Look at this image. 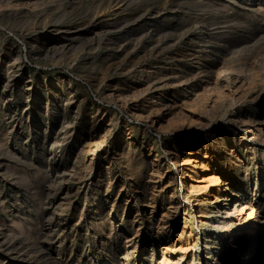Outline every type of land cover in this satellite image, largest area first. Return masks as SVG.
<instances>
[{"label":"rangeland","instance_id":"rangeland-1","mask_svg":"<svg viewBox=\"0 0 264 264\" xmlns=\"http://www.w3.org/2000/svg\"><path fill=\"white\" fill-rule=\"evenodd\" d=\"M46 1L0 8V264H264V0Z\"/></svg>","mask_w":264,"mask_h":264},{"label":"bare ground","instance_id":"bare-ground-1","mask_svg":"<svg viewBox=\"0 0 264 264\" xmlns=\"http://www.w3.org/2000/svg\"><path fill=\"white\" fill-rule=\"evenodd\" d=\"M53 1V0H52ZM46 0H27V1H22V0H0V8L1 7H13L14 9H19V8H26V6H27V4H30V5H32V6H36V5H42V4H46ZM59 2H62V1H59ZM40 7V6H39ZM27 10V9H26ZM58 31V30H57ZM54 33V32H53ZM98 33V32H97ZM107 36V35H106ZM97 37V36H96ZM108 39H109V41H110V43L109 44H114L115 45V48H116V44H115V42H114V40L112 39V38H109L108 37ZM92 40V39H91ZM123 40V39H122ZM122 40H121V42H122ZM120 41V40H119ZM127 41V40H126ZM138 42H140V41H138ZM137 42V43H138ZM199 42H200V40H199ZM136 43V42H135ZM132 44V43H128V45L126 46V48L127 49H129L128 51H127V53H126V55H125V57H126V59L127 58H129V57H131L132 56V58H135L136 56H137V49H136V44ZM62 44V43H61ZM138 44H140V43H138ZM165 45V44H164ZM124 46V45H123ZM120 47V46H119ZM125 47V46H124ZM145 47H147V45L145 46ZM145 47H143V49H145ZM211 47V46H210ZM153 48V47H152ZM57 49V48H56ZM116 49H118V48H116ZM197 49V48H196ZM121 50H124V49H122L121 48ZM152 50V49H151ZM154 50V49H153ZM152 50V51H153ZM198 50V49H197ZM200 50V49H199ZM163 51V50H162ZM196 51V50H195ZM226 51V50H225ZM140 52V51H139ZM145 52H146V50H145ZM144 52V53H145ZM154 52V51H153ZM159 52H161V51H159ZM158 52V53H159ZM188 52V51H187ZM193 52V51H192ZM203 52V51H202ZM143 53V52H142ZM147 53V52H146ZM157 53V54H158ZM163 53V52H162ZM199 53H201V51H199ZM206 53V52H205ZM226 53V52H225ZM156 54V53H155ZM154 54V55H155ZM207 54V53H206ZM229 54V53H228ZM194 55V54H193ZM226 55V54H225ZM197 56V55H196ZM153 57V56H152ZM205 57V56H204ZM229 57V56H228ZM155 58V57H154ZM157 58V57H156ZM197 58V57H196ZM123 59V58H122ZM125 59V58H124ZM130 59V58H129ZM159 59V58H158ZM133 60V59H132ZM140 60V59H139ZM217 60V59H216ZM124 61V60H123ZM152 62V61H151ZM229 62V61H228ZM230 63V62H229ZM132 64V63H131ZM121 65V64H120ZM125 65V64H124ZM127 65V64H126ZM140 65H142V64H140ZM145 65V64H144ZM162 65H164V64H162ZM129 66H130V64H129ZM157 66V65H156ZM177 66H178V64H177ZM208 67V66H207ZM207 67H205V68H203V69H201L202 71H204V70H207L208 68ZM226 67V66H225ZM231 67V66H230ZM238 67V66H237ZM260 67V66H259ZM145 68H147V66L145 67L144 66V68L143 69H141L139 72H141V74H139V76L141 75L142 77H144V79L146 78L147 79V77H148V80H151V79H153L154 77H156V75L158 76L159 74H163V73H160V72H157V74H155L154 72H153V70H151L150 72H148V74H147V69H145ZM157 68H158V66H157ZM162 68V67H161ZM223 68V67H222ZM233 68H235V67H233ZM232 68V69H233ZM136 69V68H135ZM154 69H155V67H154ZM227 69H228V67H227ZM239 69H240V67H239ZM249 69H252V68H249ZM122 70H123V68H122ZM161 71H162V69H160ZM210 70V69H209ZM221 70V69H220ZM220 70H219V74L217 73V78H219V75H220ZM242 70V69H241ZM245 69H243V71H244ZM136 71V70H135ZM135 71L133 70V69H130V72L128 73V75H129V77L131 78V77H135L136 75L134 74L135 73ZM155 71V70H154ZM225 71V73H226V69L224 70ZM236 71H239L240 72V70H236ZM258 71V70H257ZM128 72V71H127ZM200 72V71H199ZM209 72V71H208ZM221 72H222V70H221ZM230 72V71H229ZM233 72V71H232ZM234 72H235V70H234ZM233 72V73H234ZM254 72H256V71H254ZM254 72H252L251 74H253ZM137 73V72H136ZM204 73V72H203ZM222 73H224V72H222ZM241 73V72H240ZM211 74V73H210ZM237 75H238V73H236ZM250 74V75H251ZM258 74V73H257ZM126 75V74H125ZM241 75V74H240ZM187 76V75H186ZM216 76V75H215ZM127 77V76H126ZM239 77V76H238ZM238 77H237V79H238ZM159 78H161V77H159ZM176 77H174L170 82L168 81V82H164V83H167V84H171L173 87H174V89H175V91L176 92H178L179 91V86H184V84L186 85V88H188V87H190L189 86V83H185V82H182L183 80H179L178 78H176ZM182 78V77H181ZM214 78V77H213ZM212 78V79H213ZM216 78V79H217ZM252 78V77H251ZM62 79V78H61ZM206 79V78H205ZM63 80V79H62ZM184 80H186L187 81V79H184ZM159 81V80H158ZM60 82V81H59ZM188 82V81H187ZM191 82V81H190ZM257 82V81H256ZM263 82V81H262ZM248 83V82H247ZM63 84V83H62ZM160 84V83H159ZM161 86H162V83L160 84ZM166 86V85H165ZM168 86V85H167ZM171 86V87H172ZM178 86V87H177ZM214 86V85H213ZM160 87V86H159ZM163 87H164V85H163ZM193 87V86H192ZM223 87V86H222ZM249 87V86H248ZM161 88V87H160ZM159 88V89H160ZM165 88V87H164ZM182 88V87H181ZM186 88H185V90H186ZM224 88V87H223ZM241 88V87H240ZM183 89V88H182ZM161 90V89H160ZM147 91V90H146ZM163 91V90H162ZM215 91V90H214ZM213 91V92H214ZM190 92V91H189ZM209 92V91H208ZM212 92V91H211ZM221 92V91H220ZM146 93V92H145ZM222 93V92H221ZM221 93H218V94H221ZM210 94H212V93H210ZM217 94V93H216ZM224 94V93H223ZM241 94V93H240ZM194 95V94H193ZM207 95H208V93H207ZM189 96V95H188ZM195 96V95H194ZM221 96V95H220ZM219 96V97H220ZM135 97H137V96H135ZM219 97H217V98H219ZM200 98V97H199ZM216 98V99H217ZM241 98V97H240ZM243 98V97H242ZM225 100V99H224ZM199 101V100H198ZM227 101V100H226ZM182 102V101H181ZM193 102H194V100H193ZM216 102V101H215ZM190 103H191V101H190ZM204 103V102H203ZM212 103V102H211ZM220 103V102H219ZM223 103V102H222ZM208 104V103H207ZM213 104V103H212ZM222 105V104H221ZM221 105H219V106H221ZM160 106V105H159ZM203 106V105H202ZM211 106V105H210ZM213 107H215V106H213ZM211 108V107H210ZM216 108V107H215ZM189 109H191V108H189ZM198 109V108H197ZM214 109V108H213ZM201 110V109H200ZM212 110V109H211ZM216 110V109H215ZM212 112H213V110H212ZM191 113V112H190ZM151 115V114H150ZM174 115V114H173ZM138 116H143V114L140 112V114H138ZM183 116V115H182ZM143 118V117H142ZM147 118V117H146ZM191 118H192V116H191ZM174 119V118H173ZM185 119V118H184ZM153 120V119H152ZM248 120V119H247ZM157 122V121H156ZM172 122V121H171ZM170 122V123H171ZM185 122V121H184ZM243 122V121H242ZM262 122H263V120H262ZM188 123H189V121H188ZM192 123H194V122H192ZM203 123V122H202ZM246 123V122H245ZM244 123V124H245ZM167 124V123H166ZM254 124V123H253ZM246 125V124H245ZM189 126V125H188ZM168 127V126H167ZM163 129V128H162ZM244 129V128H243ZM248 130V129H247ZM258 131V130H257ZM247 133V132H246ZM215 134V133H214ZM207 137V136H206ZM222 137V136H221ZM208 138V137H207ZM214 139V138H213ZM211 140V139H210ZM206 142V141H205ZM216 143V142H215ZM183 145V143H181V146ZM214 145V144H213ZM216 145V144H215ZM218 146V145H217ZM217 146H215V147H217ZM226 148V147H225ZM215 149V148H214ZM213 150V149H212ZM231 151V150H230ZM131 155V154H130ZM215 157H216V155H215ZM195 159V158H194ZM193 159V160H194ZM184 160V159H183ZM186 160V159H185ZM188 160H190V159H188ZM195 161V160H194ZM186 162V161H185ZM188 163V162H187ZM205 163V162H204ZM200 164V163H199ZM203 164V163H202ZM131 165V164H130ZM133 165V164H132ZM179 166V165H178ZM197 166H198V164H197V162L195 161V163H191L190 162V166L188 167V173L186 174V177H188V178H191V179H193V177H194V173L197 171ZM202 166V165H201ZM203 167V166H202ZM204 167H205V165H204ZM180 170V169H179ZM204 177V176H203ZM207 177V176H206ZM111 179V178H110ZM109 179V180H110ZM111 181V180H110ZM109 183H111V182H109L108 181V184ZM198 184V183H197ZM111 185V184H110ZM190 187H197V188H201V185H195L194 183H193V181L191 180V184L189 185ZM227 186V185H226ZM108 187V186H107ZM204 187V186H203ZM205 187H207V186H205ZM204 187V188H205ZM110 188V187H109ZM108 188V189H109ZM196 189V188H195ZM224 190H228L229 191V186H227V187H225V189ZM201 191V190H200ZM50 192V191H49ZM207 192L208 191H206L205 190V194H207ZM234 193V192H233ZM152 194V193H151ZM152 196V195H151ZM228 196V195H227ZM226 197V196H225ZM219 198V197H218ZM153 199V198H152ZM237 199H236V202H234L235 204H234V206H235V209H236V207H237V205H236V203H237ZM86 204V203H85ZM144 204V203H143ZM150 205V204H149ZM241 205V203L239 204V206ZM244 206V205H243ZM242 205L240 206V208L238 207L236 210H243V207ZM243 207V208H242ZM211 210V209H210ZM232 211H230L229 210V207H227L226 208V211H225V214L226 215H228V214H230ZM250 212V211H249ZM224 219V218H223ZM233 221V220H232ZM246 235L244 234V233H241V235L239 236V238H238V240L235 242V244H238V245H234V247L233 248H242L243 247V244L246 242V240H245V238H247V237H245ZM247 250V249H246ZM243 254H245V251H244V253H242L241 255H240V258H241V260H247V261H249L252 257H253V255H249V254H247V255H243ZM246 264V263H245Z\"/></svg>","mask_w":264,"mask_h":264}]
</instances>
